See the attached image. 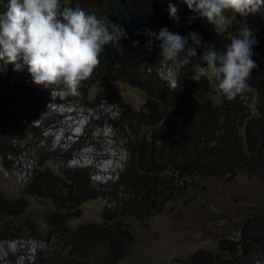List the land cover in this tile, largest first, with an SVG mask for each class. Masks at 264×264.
<instances>
[{
    "label": "rangeland",
    "instance_id": "obj_1",
    "mask_svg": "<svg viewBox=\"0 0 264 264\" xmlns=\"http://www.w3.org/2000/svg\"><path fill=\"white\" fill-rule=\"evenodd\" d=\"M77 2L75 6L79 5L86 13L96 12ZM220 26L237 36L244 29L240 17L231 11L225 12V21ZM156 73L165 80L160 72ZM205 77L212 84L213 78ZM166 83L172 87V81ZM6 84H13V88ZM17 85L26 91V97L19 95ZM111 85L110 89L104 87L92 75L81 83L79 95H72L64 86L51 89L32 83L26 69L16 72L9 64L0 71V88L9 89L1 100L4 115L19 118L21 112L15 109L14 102L19 107L39 103L38 118L31 122V132L21 128L4 164L0 159V206L4 213H11L0 228V264H32L44 254H51L54 244L61 239L48 233L56 226L49 219L69 229L105 226L111 231L128 232L127 252L120 261L110 264H195L196 261L216 264L218 256L213 252L209 256L205 250L215 251L220 238L236 239L243 219L264 212V177L252 175L242 166L230 177L190 173L186 180L178 178L177 171L167 169L170 178H165L166 187H161L159 176L153 179L150 187L154 189L153 205L141 217L134 211L114 208L111 201L117 199L120 205L119 199L127 190L123 184L128 141L138 135L148 141V147L151 142L155 149L160 145L152 137L160 119L145 127L132 120L131 115L143 108L154 110V118L168 100L155 97L153 86L146 92L130 79L116 80ZM158 86L161 91V85ZM30 91L35 94L30 95ZM213 96L214 93L209 95L210 100ZM63 107L68 111L76 108L84 127L74 126L72 133L66 135L59 132L62 117L53 109ZM251 110L254 112L252 107ZM125 111L129 112L126 121ZM98 131L103 133L98 134L101 138ZM59 133L63 137L61 141L57 138ZM103 137L112 146L109 151L115 148L120 159L113 161L111 170L99 175L97 169L102 164L95 152ZM86 148L93 152L92 156L88 163H79L76 159ZM29 182L32 184L27 185ZM82 188L87 190L84 196L92 197L80 200ZM106 214L112 218L108 220ZM200 248L204 251L195 255ZM247 264H264V251L249 258Z\"/></svg>",
    "mask_w": 264,
    "mask_h": 264
},
{
    "label": "trees",
    "instance_id": "obj_2",
    "mask_svg": "<svg viewBox=\"0 0 264 264\" xmlns=\"http://www.w3.org/2000/svg\"><path fill=\"white\" fill-rule=\"evenodd\" d=\"M76 1L61 0V4L75 7ZM168 2L169 0L77 2L84 4L85 9L89 7L96 11L97 18L108 24L110 29V23L117 24L127 33V38L120 41L122 51L119 44L104 47L99 56V66L92 75H96L108 89L112 87V82L116 80L124 82L128 79L146 92L153 86L155 97L163 101L168 100L162 111L155 114L154 118L152 113L154 110L143 108L141 112L131 115L134 118L132 120L145 127L148 124H155L160 119V124L155 126L156 132L152 135L153 139L160 143L157 149L152 142L148 147V141L142 136L136 135L135 140L128 141V163L124 170L126 183L123 184L127 189L126 194L119 199L120 205L117 204V199L111 201L114 208L119 207L127 212L134 211V214L140 217L153 205L151 201L155 197L154 189L150 190L153 179L159 176L161 187H166L165 178H170L166 175L167 169L177 171L178 178L183 180H186L190 173L215 175L218 178L230 177L241 166L252 175L264 177V15L256 13L240 17L236 14L240 17L241 25L251 29L256 40L252 46L251 59L258 67L252 70V75L248 79L250 90L238 95L234 100H228L223 96L215 79L212 84L206 82V77H202L199 83L191 79L195 64L200 62L198 57L193 58L191 63L180 70V86L175 90L167 86L166 80L157 75L156 69L160 63L165 62L169 65L170 63L160 58L158 47L160 42L151 37L149 32L158 33L164 27L182 36L195 32L201 36L203 44H212L217 50H224L231 38L237 36L220 25L209 24L206 20L194 19L189 22V18L196 14L185 4L179 3V0H171L173 4H179V21L174 22L168 16ZM6 5L7 0H0V11L5 10ZM150 39L151 50L145 47ZM133 41L139 43L132 46ZM202 51V48L197 49V54ZM116 64H119V67H116ZM159 84L164 93L160 91ZM6 86L9 89L13 88V84ZM17 87L19 95L26 97V91L19 85ZM9 89L0 88V159L3 164L12 147L16 145V133L22 130L21 128L30 132L33 129L31 122L38 118L36 112L39 107V103L19 107V104L14 102L15 109L19 108L21 112L19 118L7 117L3 114L1 100L4 99L3 94L9 93ZM211 93L215 94L212 100L209 98ZM29 94L35 93L30 91ZM170 104L174 106H169ZM251 107L254 112H251ZM166 108L170 110L166 111ZM125 114L126 121L129 119V112L125 111ZM129 124L132 127L130 122ZM36 175L37 173L34 182ZM30 184L32 182L27 185ZM77 185L79 183L75 186L78 187ZM81 190L82 195L78 194L80 200L92 197L84 196L83 193L87 190L83 188ZM1 206L0 228L6 224V216L11 214L4 213ZM106 216L108 220L112 218L109 214ZM49 221L56 226L48 233L56 234L61 242L56 241L51 254H44L32 264H110L120 261L128 250L127 238L130 235L125 230L111 231L110 227L105 226L69 229L58 225L56 220ZM203 251L200 248L195 255ZM205 251L209 256L212 252L218 256L219 262L216 264H247L249 258L264 251V212L260 211L243 219L236 239L220 238L215 251ZM195 264H200V261H196Z\"/></svg>",
    "mask_w": 264,
    "mask_h": 264
},
{
    "label": "clouds",
    "instance_id": "obj_3",
    "mask_svg": "<svg viewBox=\"0 0 264 264\" xmlns=\"http://www.w3.org/2000/svg\"><path fill=\"white\" fill-rule=\"evenodd\" d=\"M179 3L196 14L189 22L202 19L212 25H223L226 11L240 17L264 15V0H179ZM178 9L179 4L169 0L167 12L174 22L179 21ZM110 24L111 29L95 13H86L79 5L62 6L61 0H7L5 10L0 11V71L11 64L13 71L26 69L32 83L38 86L51 89L64 86L70 94L79 95L81 83L90 79L99 66L104 47L120 45L121 39L127 38L124 29ZM149 35L160 42V58L171 65L162 62L156 72L166 82L172 81L173 90L180 86V70L197 57L200 62L193 68L192 80L199 83L202 77L210 75L218 81L228 100L250 90L248 79L258 65L251 59L256 40L248 27L232 37L224 50L203 44L195 32L182 36L164 27ZM138 43L133 41L132 46ZM151 46L150 39L145 47L151 50ZM199 48L203 51L198 55Z\"/></svg>",
    "mask_w": 264,
    "mask_h": 264
},
{
    "label": "bare ground",
    "instance_id": "obj_4",
    "mask_svg": "<svg viewBox=\"0 0 264 264\" xmlns=\"http://www.w3.org/2000/svg\"><path fill=\"white\" fill-rule=\"evenodd\" d=\"M60 88V87H59ZM66 107V106H65ZM59 109V108H58ZM53 111H55L56 113H58V115L60 117H62V120L59 122V126L62 128L59 130L63 131L62 134L66 135V134H70L72 133V127L74 126H78V127H82L83 123L81 124V115L78 114V110L76 108H72L71 110H66L64 107L63 109L60 108V110L57 109H53ZM82 114V113H81ZM84 127V125H83ZM106 131V130H105ZM102 136V132L98 131L97 135ZM106 134V133H105ZM59 136L57 137L60 141L63 140V137H61V134H58ZM98 135V136H99ZM99 136V137H100ZM107 136V135H106ZM101 138V137H100ZM104 137L103 140L97 144V150L95 152L96 154V158H98V160L101 162H99L100 164H102V167H99L97 169V173L99 175L104 174L105 172L111 170L110 168L113 166V161L116 160L118 161L120 159L119 154L117 153L116 149L114 148V150H110L109 149L112 147L110 144L106 143L104 141ZM95 147V146H94ZM112 149V148H111ZM92 151L90 149L84 150L81 154L80 157H78L76 160L83 163H88L89 162V158L92 156ZM94 156V155H93ZM95 158V157H94ZM91 160V159H90ZM91 162V161H90ZM115 164V163H114Z\"/></svg>",
    "mask_w": 264,
    "mask_h": 264
}]
</instances>
